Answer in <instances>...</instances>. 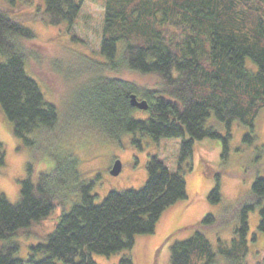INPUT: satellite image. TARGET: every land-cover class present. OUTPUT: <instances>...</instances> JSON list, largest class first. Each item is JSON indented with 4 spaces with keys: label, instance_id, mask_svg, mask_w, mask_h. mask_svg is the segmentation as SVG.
Instances as JSON below:
<instances>
[{
    "label": "trees",
    "instance_id": "16d2710c",
    "mask_svg": "<svg viewBox=\"0 0 264 264\" xmlns=\"http://www.w3.org/2000/svg\"><path fill=\"white\" fill-rule=\"evenodd\" d=\"M7 1L16 6L27 0ZM43 3L34 17L48 25L71 27L84 0ZM104 9L100 53L107 62H92L93 68L154 75L161 85L145 94L150 116L138 120L133 117L138 108L131 103V96L139 94L135 84L95 78L76 94L69 117L82 118L112 139L126 133L156 141L188 136L182 144V161L193 155L196 141L219 137L208 125L213 114L229 129L235 122L254 128L264 111V0H105ZM34 39L32 30L0 8V110L13 124L15 137L27 145L35 144L30 138L35 130L54 136L61 130L57 107L46 100L26 70L27 61L36 54L22 40ZM246 140L252 139L247 136ZM0 163L5 164L2 151ZM78 166L72 155L61 159L52 173L37 176L29 165L18 203L0 192V240L15 238L47 219L71 184H80L76 190L82 195L80 203L63 214L47 243L38 246L48 253L44 259H21L19 245L9 242L0 245V264H98L93 254L111 256L132 250L137 235L155 233L162 214L187 199L183 169L173 172L157 156L146 163L149 179L142 189L113 190L101 204L95 203L91 193L94 183L79 182ZM249 199L253 202L240 203L241 222L231 246L220 243L215 252L211 241L196 231L172 247L171 264H217L218 254L227 264H248L250 242L258 240L256 234L251 239L249 235V213L256 207L260 212L257 231L264 235V178L256 179ZM210 200L221 201L219 184ZM215 222L209 215L193 227ZM121 263L134 264L128 257ZM255 264H264V258Z\"/></svg>",
    "mask_w": 264,
    "mask_h": 264
},
{
    "label": "rangeland",
    "instance_id": "374dc122",
    "mask_svg": "<svg viewBox=\"0 0 264 264\" xmlns=\"http://www.w3.org/2000/svg\"><path fill=\"white\" fill-rule=\"evenodd\" d=\"M104 3L105 0H84L78 20L69 27L67 23L48 25L34 17L43 9V0H27L16 6L0 0L1 9L35 34L32 41L22 40L24 46L36 54L27 61L26 70L39 83L46 100L57 107L61 128L55 136L41 129L35 130L30 136L35 144L27 145L15 137L13 124L0 110V151L5 154V164L0 163V192L10 202L18 203L21 200V181L29 177V165L37 176L52 173L61 159L72 155L79 163V182H93L91 193L95 203L101 204L113 190L142 189L149 179L146 163L151 156H157L171 171L183 169L187 199L162 214L155 233L137 235L132 250L111 256L93 254V260L98 264H122V259L128 257L134 264H171L172 247L176 242L192 237L196 231L211 241L215 252H218L220 243L231 246L234 231L241 222L240 203L253 202L249 199L253 184L257 178H264V111L253 129L239 122L233 123L229 129L213 114L208 125L215 128L219 137L196 141L193 155L185 161L181 160L182 144L189 139L188 136L156 141L148 135L126 133L112 139L83 123L82 118L69 117L76 94L95 78H120L133 83L138 87L139 100H146L145 94L161 85L160 79L154 75H142L128 69L101 72L93 68L92 62H107L100 53ZM149 116L147 110L140 109L133 114L138 120H146ZM247 136L252 140H246ZM116 161L122 162V170L114 176L111 170ZM217 184L220 185L221 201L214 203L210 194ZM79 185L71 184L61 194L60 203L47 219L15 238L0 240V245L14 242L20 248L19 258L44 259L48 253L38 246L47 243V236L54 231L63 214L80 203L82 195L76 190ZM209 215L215 218L213 226L193 227ZM259 222L260 212L256 207L249 213V235L251 239L256 234L258 240L250 242L248 264L264 258V235L257 231ZM179 230L183 231L175 234ZM227 263L228 260L218 254L217 264ZM56 264L62 263L56 261Z\"/></svg>",
    "mask_w": 264,
    "mask_h": 264
},
{
    "label": "water",
    "instance_id": "95a60500",
    "mask_svg": "<svg viewBox=\"0 0 264 264\" xmlns=\"http://www.w3.org/2000/svg\"><path fill=\"white\" fill-rule=\"evenodd\" d=\"M131 103L134 107L140 109V110H148L149 109V102L147 100H139L138 96L136 94H133L131 96ZM122 170V162L121 161H116L114 164L111 174L114 176H117L120 174Z\"/></svg>",
    "mask_w": 264,
    "mask_h": 264
}]
</instances>
